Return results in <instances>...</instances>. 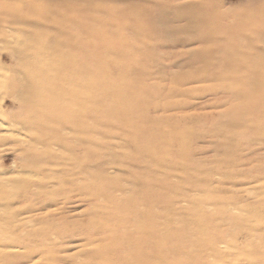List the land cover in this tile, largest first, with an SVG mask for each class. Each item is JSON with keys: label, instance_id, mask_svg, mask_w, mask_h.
I'll return each instance as SVG.
<instances>
[{"label": "rangeland", "instance_id": "rangeland-1", "mask_svg": "<svg viewBox=\"0 0 264 264\" xmlns=\"http://www.w3.org/2000/svg\"><path fill=\"white\" fill-rule=\"evenodd\" d=\"M55 67L82 78L80 102L89 81L94 87L98 177L84 189L97 192L111 175L110 191L131 192L96 199L114 217L152 202L157 264H264V0H0L6 177L28 172L22 152L30 140L49 143L69 131L60 115L75 101L67 89L52 92ZM61 94L66 103L56 104ZM76 104L83 115L85 105ZM113 125L118 137L106 143ZM146 139L156 146L142 162L132 155ZM232 204L236 210L225 211Z\"/></svg>", "mask_w": 264, "mask_h": 264}, {"label": "bare ground", "instance_id": "bare-ground-1", "mask_svg": "<svg viewBox=\"0 0 264 264\" xmlns=\"http://www.w3.org/2000/svg\"><path fill=\"white\" fill-rule=\"evenodd\" d=\"M60 72L55 67L51 73H48L51 77L50 81H54L52 92L55 89L61 92L67 89L68 94H72L71 99L75 101V105L76 102L79 103L78 105L83 102L86 108L82 115L75 111L77 110L75 107L78 106L71 103L73 108L68 110L67 114L60 115L65 125L62 126L63 130L69 131L59 132V138L53 142L33 139L27 143L30 149L23 150L22 157L30 161L31 167L27 169L25 175L19 174L16 179H12L6 177V170L0 173V206L2 207L0 264H138L139 261H134L136 257L141 259L139 264L146 262L157 264L160 254L157 243L160 240L158 238L160 224L157 218L148 216L146 211L147 209L152 211L148 204L152 202L141 198V209L135 210L133 214H129L128 211L120 212L114 217L110 214V207L98 204L96 199L109 192L111 199H108L114 202V200H124V194L129 196L131 192L121 190L117 193L113 189L110 191L106 185L107 181L113 178L111 175H106L99 181L102 189L97 185L99 187L97 192L90 193L84 189L92 187L96 181L95 177H98L95 175L98 172H95L98 164L97 155L90 151L98 145L92 126L97 120L91 113L94 87L92 81H89L90 90L86 89L85 92L90 95L80 102L75 98L84 95L78 84L82 78L77 74L69 73L60 76ZM67 96L55 95L53 99L56 104L61 105L62 102L66 103ZM55 118L59 119V116ZM124 120L127 121L126 119L121 121ZM120 124L122 125V122ZM83 125L86 128L84 131L76 129ZM107 128V134L103 135L105 139L107 138L106 143L118 137L109 130L116 131L120 126L113 125ZM125 144L130 147L127 141ZM136 144L138 145L137 142ZM139 146L134 145L135 153L132 157L142 161L144 153L154 150L156 144L146 139ZM80 148H85L93 155L86 156L85 152L80 153ZM107 166L112 172V166L110 168L109 165ZM137 167L141 173L154 172L148 166ZM17 172L18 170L15 169L11 175ZM155 173L158 174L157 171ZM116 181H119L118 177L114 176L113 183ZM119 188L120 186L114 189ZM75 191H80V197L76 195V201L73 202L71 201L73 195L70 193ZM22 203H24L22 207L15 208ZM81 204L86 205V210L78 213ZM159 208L157 205L156 210ZM236 208L232 204L225 211L230 212ZM84 225L88 227L84 229L83 234L81 233L79 237L71 236L74 229ZM213 249L216 252L220 251V248ZM198 255L202 254L198 252ZM205 255L203 254V257Z\"/></svg>", "mask_w": 264, "mask_h": 264}]
</instances>
